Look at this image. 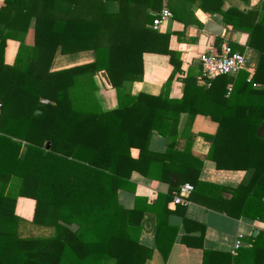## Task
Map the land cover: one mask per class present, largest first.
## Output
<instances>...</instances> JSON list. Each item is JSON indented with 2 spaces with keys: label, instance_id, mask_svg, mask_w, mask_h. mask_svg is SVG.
I'll return each mask as SVG.
<instances>
[{
  "label": "trees",
  "instance_id": "obj_1",
  "mask_svg": "<svg viewBox=\"0 0 264 264\" xmlns=\"http://www.w3.org/2000/svg\"><path fill=\"white\" fill-rule=\"evenodd\" d=\"M162 1L0 0V264H144L150 251L138 243L143 211L117 200L133 172L157 181L166 176L168 193L188 182L192 202L261 223L235 263L264 264V0L246 13L222 11L224 0H165L171 19L183 26L201 27L191 11L197 1L203 14L246 33L257 63L249 79L240 71L206 88L187 76L178 99L168 97V80L157 96H129L122 86L141 81L145 52L166 55L180 71L177 53L167 48L169 34L148 28ZM7 39L18 42L11 66L2 62ZM57 50L92 51L93 59L49 71ZM98 73L115 91L113 110L102 112L94 99ZM182 113L187 125L196 115L216 125L202 136L205 159L219 171L251 170L245 185L201 182L199 161L187 171L173 159L187 155L172 151ZM152 133L165 140L164 153L148 149ZM12 180L14 193L7 189ZM16 197L32 201L28 224L40 235L18 234L24 221L14 212Z\"/></svg>",
  "mask_w": 264,
  "mask_h": 264
},
{
  "label": "crops",
  "instance_id": "obj_2",
  "mask_svg": "<svg viewBox=\"0 0 264 264\" xmlns=\"http://www.w3.org/2000/svg\"><path fill=\"white\" fill-rule=\"evenodd\" d=\"M258 2L259 0L245 2L224 0L221 10L234 8L246 13L257 6ZM197 4V1L193 3L191 11L201 27L183 26L171 19L162 23L157 30L159 34H169L167 48L177 53L180 71L173 70L166 55L145 52L142 55L141 81L124 83L121 89L124 93L129 96H136L138 93L157 96L168 80L166 90L168 97L178 99L182 93L180 80L187 76L194 77L196 85L202 87L199 83L200 70L197 58L203 52L216 51L218 47L216 42L218 37L203 32L207 20L219 25L222 29L221 35L226 39L229 47L245 56L246 67L243 72H247L249 79L257 63L258 53L247 48L248 35L222 24L218 15L203 14L197 8ZM107 6L110 11H117L115 2H108ZM163 8L167 9L165 0L162 1L160 9ZM17 48V41L11 39L5 41L3 65L13 64ZM92 59V51L61 55L57 50L50 62L49 71L85 64ZM93 81L95 84L93 96L100 110L106 112L115 109L117 106L115 91L105 84L99 73L94 75ZM226 88L229 89L230 85ZM215 129L216 125L208 117L196 115L190 125H187L186 114H180L172 151L178 155L185 149L187 155H183V158L171 157H174L175 161L179 160L187 171L194 163L193 160L199 161L198 180L201 182L228 187L245 185L250 178L251 170L219 171L205 159L208 143L202 136L214 134ZM148 149L153 153H164L165 140L152 133L148 141ZM159 175L156 173V176ZM162 178L164 181L167 179L166 176ZM164 181L146 179L133 172L129 177L131 186L117 192V200L122 207L131 209L134 205L143 211L138 243L150 251L144 264H236L237 253L249 246L247 239L255 238L262 231L259 222L244 217L234 219L223 213L206 209L189 199L186 206L173 204L171 196L174 191L168 193V185ZM14 188L15 180H12L7 185V189H13L12 193H14ZM199 199L206 198L201 194ZM14 212L19 218H23L24 223H28L32 212V201L16 197ZM19 232L20 230L18 234ZM236 242L239 245L234 250ZM164 253H166L165 257ZM112 263V260H108L103 264ZM245 263L248 264L246 261L243 264ZM249 264H256V260Z\"/></svg>",
  "mask_w": 264,
  "mask_h": 264
},
{
  "label": "built area",
  "instance_id": "obj_3",
  "mask_svg": "<svg viewBox=\"0 0 264 264\" xmlns=\"http://www.w3.org/2000/svg\"><path fill=\"white\" fill-rule=\"evenodd\" d=\"M171 20V13L163 8L152 14V20L148 28L157 31L159 26ZM220 42L216 51L209 50L203 52L197 58L200 78L199 83L202 87H208L210 82L219 76L234 77L238 72L243 71L246 67V58L243 54L233 51L223 35L220 34ZM229 90V89H228ZM40 104H47V100H40ZM2 104L0 102V110ZM192 191V187L189 184H182L178 187L177 191L172 193V203L186 206L189 202L188 195ZM238 243H235L234 250L238 247Z\"/></svg>",
  "mask_w": 264,
  "mask_h": 264
},
{
  "label": "water",
  "instance_id": "obj_4",
  "mask_svg": "<svg viewBox=\"0 0 264 264\" xmlns=\"http://www.w3.org/2000/svg\"><path fill=\"white\" fill-rule=\"evenodd\" d=\"M203 32L210 34L212 36H215V37H219L222 32V29L219 25L215 24L211 20H207L204 23ZM44 148L48 149V145L45 144Z\"/></svg>",
  "mask_w": 264,
  "mask_h": 264
},
{
  "label": "rangeland",
  "instance_id": "obj_5",
  "mask_svg": "<svg viewBox=\"0 0 264 264\" xmlns=\"http://www.w3.org/2000/svg\"><path fill=\"white\" fill-rule=\"evenodd\" d=\"M30 218H31V216H30ZM19 230H20L19 235L21 237L36 236V235L41 234V231H38L36 228H34V227L30 226L28 223H24V222L19 227Z\"/></svg>",
  "mask_w": 264,
  "mask_h": 264
}]
</instances>
